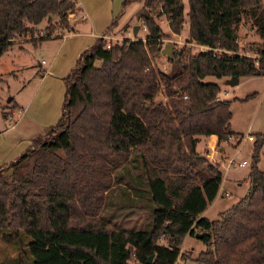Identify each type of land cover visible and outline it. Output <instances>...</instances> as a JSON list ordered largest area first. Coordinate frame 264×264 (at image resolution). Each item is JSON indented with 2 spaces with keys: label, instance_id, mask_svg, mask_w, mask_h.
<instances>
[{
  "label": "trees",
  "instance_id": "16d2710c",
  "mask_svg": "<svg viewBox=\"0 0 264 264\" xmlns=\"http://www.w3.org/2000/svg\"><path fill=\"white\" fill-rule=\"evenodd\" d=\"M75 1L0 0V55L14 37H33L43 19L45 35L30 41L70 29ZM131 1H121L107 28ZM186 5L143 0L135 19L147 29L144 39L107 49L97 37L62 78L57 122L0 163V239L20 240L0 264H174L190 258L180 248L196 232L204 249L193 259L201 264H264V170L257 166L264 131L252 141L247 191L214 219L200 214L219 189L220 164L196 151L198 135L215 134L218 143L241 135L229 130L230 104L253 93L218 98V84L202 79L264 76V2ZM161 17L174 34L187 24L188 42L206 49L172 50L171 69H159L151 58L166 36ZM242 21L261 40L247 48L256 59L240 52ZM139 209L147 227L115 226Z\"/></svg>",
  "mask_w": 264,
  "mask_h": 264
},
{
  "label": "crops",
  "instance_id": "0c3cea01",
  "mask_svg": "<svg viewBox=\"0 0 264 264\" xmlns=\"http://www.w3.org/2000/svg\"><path fill=\"white\" fill-rule=\"evenodd\" d=\"M120 2L121 0H76L73 9L75 17L70 19L71 27L68 31L64 30L60 35L39 41H19V37H14V41H11L2 52L0 55V163L15 158L34 138L44 135L57 122L61 114L64 94L62 78L69 73L79 54L104 33L112 17L118 12ZM138 2L139 9L143 0ZM184 5L186 11V0ZM83 13L86 14L85 17H81ZM124 13L125 11L118 18L116 26V28L122 27L123 30L127 27L131 16ZM45 25L46 19H43L37 27L40 29ZM129 32L123 39H132L137 34L134 35L132 29ZM182 33L188 40L187 24L184 25ZM145 35L146 33L139 38H144ZM255 92L256 95L252 100L258 99V103L252 117L244 129H229L231 132L254 135L264 131V84L261 91ZM224 93L226 94L227 91ZM218 96L222 98L219 94ZM19 108H23V111L21 112ZM197 138L196 151L209 160L219 162L222 173L216 196L200 214L206 216L207 209L215 203L219 195L225 196L226 192H230L237 193L241 197L247 191L249 165L241 167L244 169L240 174H230L229 170L222 169V164L230 157L234 158L235 152L241 151L246 146L249 147L247 160L251 161L252 141L242 138L227 139L218 143L215 134L198 135ZM261 155L262 150L257 164L260 169ZM131 217L127 220L136 223L147 221L145 212L140 209ZM189 236V234L185 235L183 242ZM160 242L165 243V240L161 239ZM202 249L204 246L198 249L193 257ZM189 250L190 247L186 248L183 245L180 248L182 253ZM179 260L183 262L182 259L179 258L177 261Z\"/></svg>",
  "mask_w": 264,
  "mask_h": 264
},
{
  "label": "rangeland",
  "instance_id": "374dc122",
  "mask_svg": "<svg viewBox=\"0 0 264 264\" xmlns=\"http://www.w3.org/2000/svg\"><path fill=\"white\" fill-rule=\"evenodd\" d=\"M263 2H264V0H263ZM120 4H121V2H120ZM139 6H140V3L138 2V0H133V1L129 2L123 9V12L125 11L124 14L131 15L125 30H123L122 27H119V26L116 28L117 23H118V20H117L116 25L110 26L109 28H107L104 31V33H102L103 40L104 41L108 40L112 43L121 41L124 36H126V35H128V33H130L129 31H131V29H133V27L135 25H139L138 30L136 32L137 37H142V36H144L145 33L147 34V29H146L145 25L142 22L137 21L135 19V15H133L134 13H136L135 11L138 9ZM119 10H120V8H119ZM159 23H160L162 30L164 32H166V36L162 39V41H163L162 48H163L164 44L172 43L173 44L172 50H175V49L178 50L179 48H181L185 45L188 48H190V50L192 52H196L199 50V48H200L198 46L199 44L195 45L194 42H188V40L184 37V33L181 34L182 31L179 34L172 33L169 30L168 25H167V21L164 17H161L159 19ZM40 29H44V27H41ZM18 40L22 41L23 38L18 39ZM237 40H238L239 47L242 48V49H240V52L245 54V55H248V56H251L252 54H254V52L247 49L248 46L251 44L261 43V40H260L258 34L256 33L255 29L250 26L249 22H246V21H242L239 25ZM151 60L155 64V66H157L161 70L169 71L171 69V65L168 62L166 54L160 53L156 57L151 58ZM96 64H98V62ZM202 80L204 82H215V83H217L218 86L220 87V91L218 94L222 98H226V99L242 98L246 95L253 93V95L250 96L246 100L236 99V100H233L230 104V111H231L230 129H239V130L244 129L245 126L247 125L249 119L252 117L255 109L257 108L256 104L258 103V99L252 100V98L254 97V95H256L255 91H261L262 90V87L264 84V77L263 76H241V78H239V81L236 84L230 83V80H231L230 76L216 77L214 75H206ZM227 80L229 82H227ZM224 91H227V93L225 94ZM158 99L165 101L166 97L162 93H160L158 95ZM248 150H249V147L246 146L241 151L240 150L236 151L235 156H233V155L232 156L236 160L244 159V157H246V159H248L249 158ZM199 151H200V153H202L201 150H199ZM229 159H227V160H225V162H223L222 169L223 170H229L228 173H230V174H240V171L243 170L244 168L235 167V166L229 164L228 163ZM259 166H262L261 170H264V148L262 149L261 161L259 162ZM239 198H240V195L237 193H230L229 192V195H227V196L226 195L225 196L219 195V197L217 198L215 203L207 209L206 217H208L209 219H214L220 211H223L224 209L231 206ZM108 214H110V213L108 212ZM117 223H119V224H116L115 225L116 227L145 228L148 225L147 221L136 223V222H133V220L128 221L126 219H124L123 221L121 220ZM109 224L114 226V224H112V222ZM182 243H183L182 244L183 246H186V248L190 247V249H191L187 252H184V253L189 254L190 258L189 257L180 258L183 260L184 264H201L200 262L195 261L193 259L194 258L193 255H195L197 253V250L203 248V244L201 243V241L195 235H190ZM19 245H20L19 239H15V240H11V241H6L4 239H0V263L9 262L11 260V255H12L13 249H15L16 247H19ZM192 251H193V253H192Z\"/></svg>",
  "mask_w": 264,
  "mask_h": 264
},
{
  "label": "built area",
  "instance_id": "2783aa9c",
  "mask_svg": "<svg viewBox=\"0 0 264 264\" xmlns=\"http://www.w3.org/2000/svg\"><path fill=\"white\" fill-rule=\"evenodd\" d=\"M85 16H86L85 13L81 14V17H85ZM74 17H75V13H74V10H73V11L69 14V16H68L69 21H70L71 18H74ZM66 30L68 31L69 29H66ZM63 32H64V31H63ZM45 33H46V32H45L44 29H40L39 31H37V32L34 33L33 37H34V38H38L39 36L45 35ZM33 37H32V36H29V34L27 33V34L24 35V36H20L18 39L23 38V40H29L30 38H33ZM99 37H103V35H100ZM121 41H122V40H121ZM121 41H118V42H114V43H112V42H110V41H108V40H105V42H104V47L108 49V48H110L112 45H115L116 43H120ZM194 43H195V42H194ZM195 44H197V43H195ZM200 46H202V47H200L199 50H204V49H206L205 46H203V45H200ZM199 50H198V51H199ZM251 56H252L254 59L257 58V57H256V54H252ZM185 97H186V95H183V98H185ZM218 98H219V96H218ZM19 110L22 112V111H23V108H19ZM242 138H246L247 140L253 141V139H254V135H253V134H246V135H236V136H234V135H229V136H228V139L241 140ZM228 163L231 164V165H233V166H235V167H244V166L249 165V164H250V161L247 160V159L236 160V159H234V158H230ZM225 195H229V193L226 192ZM182 263H183V262L180 261V260L176 262V264H182Z\"/></svg>",
  "mask_w": 264,
  "mask_h": 264
},
{
  "label": "water",
  "instance_id": "95a60500",
  "mask_svg": "<svg viewBox=\"0 0 264 264\" xmlns=\"http://www.w3.org/2000/svg\"><path fill=\"white\" fill-rule=\"evenodd\" d=\"M138 27H139V25H135V26L133 27L132 32H133L134 35L136 34V32H137V30H138ZM172 48H173V44H172V43H166V44H164V46H163V48L161 49L160 53H161V54H166L167 58H169V57L172 56ZM160 53H159V54H160ZM237 82H238V78L235 77V76H231L230 83H231V84H236ZM10 172H11V171L8 170V171L6 172V174H10ZM195 236L198 237V238H201V234L198 233V232L195 233ZM151 259H152V255H150V256L148 257V259H147V263H150Z\"/></svg>",
  "mask_w": 264,
  "mask_h": 264
}]
</instances>
